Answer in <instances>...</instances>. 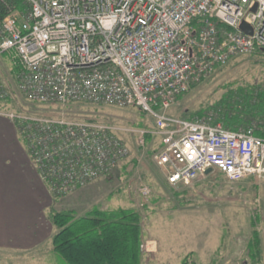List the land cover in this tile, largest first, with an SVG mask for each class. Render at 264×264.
I'll list each match as a JSON object with an SVG mask.
<instances>
[{"label": "built area", "instance_id": "2783aa9c", "mask_svg": "<svg viewBox=\"0 0 264 264\" xmlns=\"http://www.w3.org/2000/svg\"><path fill=\"white\" fill-rule=\"evenodd\" d=\"M5 0H0L4 2ZM0 18V56L19 69L18 88L34 103L135 107L155 118L139 130L160 138L153 159L167 183L186 188L222 173L264 183V124L228 129L211 114L174 120L179 97L232 59L264 48V0H19ZM255 8V10H254ZM245 22L252 33L241 29ZM6 91L0 83V97ZM15 124L33 166L55 197L111 174L130 155L113 124L0 112ZM151 188H140L143 197ZM156 252V242L142 243Z\"/></svg>", "mask_w": 264, "mask_h": 264}, {"label": "rangeland", "instance_id": "374dc122", "mask_svg": "<svg viewBox=\"0 0 264 264\" xmlns=\"http://www.w3.org/2000/svg\"><path fill=\"white\" fill-rule=\"evenodd\" d=\"M0 83L6 88L4 111L71 120H96L134 132H120L130 155L111 174L61 196L57 209L79 215L97 206L102 210L135 209L141 216L143 242H156V252H143L142 264H264V183L231 182L211 172L191 187L169 185L153 159L160 138L148 135L140 143L139 130L155 118L138 108L87 103L51 106L27 101L18 88V71L8 53L0 56ZM264 87V53L238 56L219 67L208 80L184 94L166 115L174 120L211 114L231 89ZM203 114L197 116L199 111ZM1 115V114H0ZM147 185L151 195L143 197ZM259 246H256V240ZM61 264H65L63 261Z\"/></svg>", "mask_w": 264, "mask_h": 264}, {"label": "trees", "instance_id": "16d2710c", "mask_svg": "<svg viewBox=\"0 0 264 264\" xmlns=\"http://www.w3.org/2000/svg\"><path fill=\"white\" fill-rule=\"evenodd\" d=\"M7 4L21 11L27 7L19 0L0 2V18L7 14ZM257 51L264 53L262 49ZM214 111L218 115L214 122L228 129L247 128L254 120L264 124V87L231 89L216 103ZM202 114L203 110L197 116ZM256 134L264 136V131ZM52 219L58 229L53 237L54 251L65 264H142L143 230L141 216L135 209L102 210L95 206L82 215L57 210ZM255 240L259 246L256 236Z\"/></svg>", "mask_w": 264, "mask_h": 264}, {"label": "crops", "instance_id": "0c3cea01", "mask_svg": "<svg viewBox=\"0 0 264 264\" xmlns=\"http://www.w3.org/2000/svg\"><path fill=\"white\" fill-rule=\"evenodd\" d=\"M6 106L0 101V109ZM60 200L33 166L13 121L0 115V264L64 262L53 247L52 214Z\"/></svg>", "mask_w": 264, "mask_h": 264}, {"label": "water", "instance_id": "95a60500", "mask_svg": "<svg viewBox=\"0 0 264 264\" xmlns=\"http://www.w3.org/2000/svg\"><path fill=\"white\" fill-rule=\"evenodd\" d=\"M254 10H255V8H254ZM241 29H242L243 31H245L246 33H249V34L252 33L251 28H250V27L248 26V24H246L245 22H243V23L241 24ZM262 51L264 52V49H262ZM211 172H212L211 169L207 170V174H210Z\"/></svg>", "mask_w": 264, "mask_h": 264}]
</instances>
